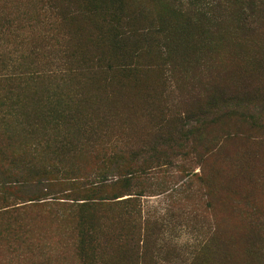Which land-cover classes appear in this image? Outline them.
<instances>
[{"label": "rangeland", "instance_id": "374dc122", "mask_svg": "<svg viewBox=\"0 0 264 264\" xmlns=\"http://www.w3.org/2000/svg\"><path fill=\"white\" fill-rule=\"evenodd\" d=\"M252 1L264 16V0H0V73L22 78L16 112L0 86V209H20L0 264H264V145L222 142L219 110L199 112L242 71L264 90V20L238 21ZM53 162L84 177L18 188Z\"/></svg>", "mask_w": 264, "mask_h": 264}, {"label": "trees", "instance_id": "16d2710c", "mask_svg": "<svg viewBox=\"0 0 264 264\" xmlns=\"http://www.w3.org/2000/svg\"><path fill=\"white\" fill-rule=\"evenodd\" d=\"M49 1H58V0H49ZM240 12V9H239ZM263 7L259 1H252L246 4L244 12H240L238 15V21L240 22V27L243 30H252L255 29L257 25L263 23ZM9 71V72H8ZM6 75H2L0 73V86L5 88L6 93L2 96V99L9 101V108L12 112L17 111V107L20 106V100L12 97V93L10 89L12 85L18 83L22 80L21 74L19 72H12L8 70ZM240 80L229 85H225L224 87H215L214 89H210L207 92L215 93V96H220L221 105L219 109L216 107L213 111L211 109V100L212 96L206 97L205 102V110L199 111L203 119L209 113H212V116L216 115L219 110V115L221 114L222 120L221 123V141L228 142L230 144H234L237 140L243 141V145L247 144H258L264 145V124H261L260 115L263 112L264 108V90L259 84H253V82H249V77H247L246 72L242 71L239 75ZM219 94V95H216ZM2 99H0V104L2 103ZM252 111H256L257 113H253ZM59 113L63 114L64 111H59ZM23 115V113H21ZM233 118L235 119V123L231 125L230 131L226 130L228 128L229 123ZM211 120V118H209ZM216 120V118H215ZM27 168L30 169L29 174L25 176V179L20 182L19 187L21 185H25L26 188L34 187V188H43L42 178L51 179V177L60 175L64 176V178H68L74 180L75 178L84 176L78 175V170L73 165H58V162H53L49 164H31L28 165ZM78 175V176H77ZM75 181V180H74ZM1 190L4 189L5 195L10 193V196L14 199L16 196L11 194V191L14 190V187H6L3 184L1 186ZM17 188V189H18ZM42 192V190H41ZM36 200V199H34ZM14 205V204H13ZM5 208V207H4ZM2 208V209H4ZM19 207H14L11 210H1L0 211V226L3 227L4 232L10 225V220L14 217V214L18 213L20 209ZM81 225L79 227V237L82 245L94 243L93 235L91 227L87 221L80 220ZM2 232L0 234V241H2L3 237Z\"/></svg>", "mask_w": 264, "mask_h": 264}]
</instances>
